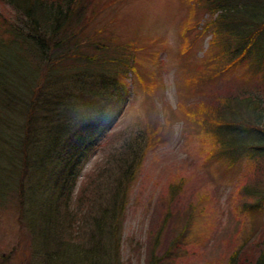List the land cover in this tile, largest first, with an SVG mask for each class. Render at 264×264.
<instances>
[{
  "label": "trees",
  "instance_id": "16d2710c",
  "mask_svg": "<svg viewBox=\"0 0 264 264\" xmlns=\"http://www.w3.org/2000/svg\"><path fill=\"white\" fill-rule=\"evenodd\" d=\"M83 1L0 0V203L15 198L22 207L27 189L21 175L29 173L28 205L37 208L31 213L40 258L49 264H76L75 258L85 264H119L128 190L147 151L165 141V126L161 118L154 120V111L129 126L123 142L108 151L75 192L83 160L90 149L103 145L127 106L116 74L109 73L102 85L97 78L94 88L83 79L93 64L125 61L111 34L93 42L96 34H83V25L91 21L86 13L90 1ZM189 4L192 9L207 6L212 15L203 29L213 35L210 46L216 51L210 60L218 67L205 70L203 79H218L246 58H252L251 66L264 65L259 52L264 0ZM122 63L125 70H135L134 63ZM229 93L215 92L212 102L206 98L182 105L187 121L219 142L224 161L234 164L250 152L264 155V104L247 92ZM239 95L248 98L237 101ZM33 194L39 195L38 203ZM86 207L90 214L83 213ZM91 208H96L94 214ZM248 208L259 213L227 264H264V221L257 224L264 218V196Z\"/></svg>",
  "mask_w": 264,
  "mask_h": 264
},
{
  "label": "rangeland",
  "instance_id": "374dc122",
  "mask_svg": "<svg viewBox=\"0 0 264 264\" xmlns=\"http://www.w3.org/2000/svg\"><path fill=\"white\" fill-rule=\"evenodd\" d=\"M89 1L86 13L91 21L83 25V34H96L92 42L111 34L114 46L123 51L122 62L134 63L135 70H125L122 62H106L105 67L93 64L83 76L94 88L97 78L102 85L109 73L116 74L126 91L127 106L103 145L90 149L83 160L75 192L108 151L123 142L128 127L154 111V120L159 117L164 123L165 141L147 151L128 190L119 264H227L256 220L258 211L248 207L264 196V155L250 152L234 164L224 161L219 142L190 124L181 106L206 98L212 102L215 92L228 95L236 90L261 99L262 106L264 65L251 66L252 58H246L218 79H203L205 70L218 67L210 60L216 51L210 46L213 35L203 29L212 17L207 6L192 9L189 0ZM14 16L13 11L17 23ZM188 22L193 23L191 28ZM259 52L264 59V44ZM40 72L42 78L44 69ZM25 173L21 181L28 202L22 207L15 198L0 203V264H49L47 258H40L43 253L36 245L31 211L37 208L28 205L33 181ZM33 196L38 203L39 195ZM91 211L94 214L96 208ZM83 213L90 214V208ZM75 263L85 264L78 258Z\"/></svg>",
  "mask_w": 264,
  "mask_h": 264
}]
</instances>
